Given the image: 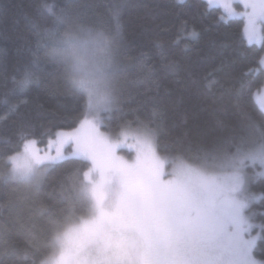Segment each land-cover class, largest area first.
<instances>
[{
	"label": "trees",
	"instance_id": "16d2710c",
	"mask_svg": "<svg viewBox=\"0 0 264 264\" xmlns=\"http://www.w3.org/2000/svg\"><path fill=\"white\" fill-rule=\"evenodd\" d=\"M62 13L68 16L56 19ZM220 16L206 0H0V172L6 153L17 149L26 133L39 136L77 123L86 98L66 88L47 53L53 36L67 27L98 31L108 40V90L120 95L109 128L134 121L159 125L162 155L199 163V149L245 136L249 115L264 123L255 99L264 87V66L258 62L264 53L246 45L239 18ZM101 28L119 34L120 52ZM37 54L51 66L39 84L14 91L13 77L19 78ZM79 166L69 161L51 167L38 189L0 179L3 264H39L56 251L55 232L87 214L84 198L65 191L77 182L72 173ZM217 170L222 169L211 171ZM252 191L264 192V179ZM42 208L48 213L41 214ZM253 210L257 221L264 220L259 215L264 197ZM13 251L16 255H4ZM25 254L29 259L21 258Z\"/></svg>",
	"mask_w": 264,
	"mask_h": 264
},
{
	"label": "snow or ice",
	"instance_id": "6c2138e0",
	"mask_svg": "<svg viewBox=\"0 0 264 264\" xmlns=\"http://www.w3.org/2000/svg\"><path fill=\"white\" fill-rule=\"evenodd\" d=\"M206 5L218 9L222 20L239 18L246 45L264 53V0H206ZM101 29L120 52L119 34ZM258 62L264 66V55ZM50 66L37 54L19 78L13 77V90L39 84ZM255 99L264 116V92ZM119 106L114 89L97 97L89 88L75 126L39 136L28 132L6 153L0 179L36 189L51 167L69 161L80 165L72 173L77 182L65 191L84 198L87 214L55 232L56 251L39 264H264V220L257 222L253 210L264 192L252 191L264 179V123L249 115L245 136L199 149V163H193L162 155L161 128L150 121L109 128ZM213 169L230 171L217 175ZM48 211L42 208L41 214ZM51 224L56 226L55 219ZM9 254L16 255L4 253ZM21 258L29 259L27 254Z\"/></svg>",
	"mask_w": 264,
	"mask_h": 264
},
{
	"label": "rangeland",
	"instance_id": "374dc122",
	"mask_svg": "<svg viewBox=\"0 0 264 264\" xmlns=\"http://www.w3.org/2000/svg\"><path fill=\"white\" fill-rule=\"evenodd\" d=\"M107 44L108 40L104 33L90 32L77 27H67L61 30L60 36L52 38V44L47 52L49 59L56 63L59 74L65 79L66 88L82 94L86 101L89 88L94 89L97 97L108 91ZM80 81H84L86 86L80 87ZM260 92H264V87L256 91L255 97ZM214 172L223 175L227 171L222 169Z\"/></svg>",
	"mask_w": 264,
	"mask_h": 264
}]
</instances>
